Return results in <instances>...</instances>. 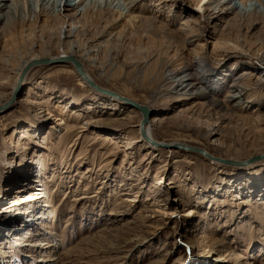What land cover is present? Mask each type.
Returning a JSON list of instances; mask_svg holds the SVG:
<instances>
[{"label":"rangeland","instance_id":"rangeland-1","mask_svg":"<svg viewBox=\"0 0 264 264\" xmlns=\"http://www.w3.org/2000/svg\"><path fill=\"white\" fill-rule=\"evenodd\" d=\"M197 1L126 0L128 6L132 4V16H156L166 29L159 37L145 39L137 27L126 42L133 44L127 49L149 42L151 46H176L170 36L179 34L185 22L193 25L191 13L198 14L194 29L184 32L189 57L198 52L196 59L202 63L195 70L201 81L196 88L205 96L216 87L219 92L214 98L225 103L228 92L246 85L239 104L243 111L224 113L215 106L196 109L194 96H181L177 101L171 94L174 87L165 79L171 75L169 66L180 71L185 63L171 53L151 56L144 61L147 64L106 59V77L88 70L99 84L97 88L90 85L95 92L77 85L72 63L42 58L52 62L33 66L14 103L0 112V220H9L3 225L0 222V228L4 226L0 264H213L206 255L218 249L217 241L229 251L227 264H264V164L258 162L254 168L213 166L191 151L165 146L154 150L137 138L139 112L132 111L130 103L115 97L114 102H103L108 95L101 91L108 89L149 106L154 118L152 132L158 141L187 142L216 157L240 162L264 155V80L253 83L263 73L264 66L256 57L264 53V34L256 28L222 29V21L210 12L199 14ZM214 1L208 3L214 7ZM12 3L9 19L0 23L10 22L5 37L0 38V57L10 64L0 72L2 101L15 83L13 68L30 55L28 45L44 42L37 38L43 30L42 17L34 29L35 37L28 31L31 0ZM233 5H239L238 0ZM45 13H52L50 7ZM123 16L111 28L114 33L127 25ZM100 24L97 19L89 20L88 29L94 34L104 25ZM85 36L80 34L79 40L90 37ZM49 50L51 55L56 52ZM115 70L120 74L111 73ZM210 75L218 76L217 85L208 82ZM60 116L64 125L53 122ZM117 123L127 125L102 126ZM26 137L30 139L27 153L21 155L17 142ZM20 156L23 169L2 161L19 160ZM43 157L48 165L41 170L35 161ZM29 179L49 192L52 189V206L44 207L49 220H40V228L13 241L5 236L21 229L26 221L7 212L8 199L20 198L19 191L31 183ZM29 208L34 215L45 212ZM46 229L52 233L44 234ZM42 240L52 244L47 251H54L55 262H38L43 254L35 243Z\"/></svg>","mask_w":264,"mask_h":264},{"label":"bare ground","instance_id":"bare-ground-1","mask_svg":"<svg viewBox=\"0 0 264 264\" xmlns=\"http://www.w3.org/2000/svg\"><path fill=\"white\" fill-rule=\"evenodd\" d=\"M13 0H0V23L4 18H7V15L13 11ZM75 0H31V5L28 9V13L30 14L29 23V34L34 36V29L36 27V24H38V21L41 20V17L43 18L42 21V28L38 35V40L44 41L42 44L39 43V46L37 44H29L30 49V55L26 59H23L18 65L17 68H13L15 75V83L14 86L11 88L9 94H6L4 97V101L0 99V112L4 109H6L8 106H11L15 99L17 98L21 86L25 84L26 77L28 76L29 71L31 68L35 65L41 64V63H48L56 61L59 62L60 59L61 62H69L73 64L72 72L74 73V77L77 80V85L80 87L87 88L91 90L90 85L94 88H97L99 86L98 82L96 81L95 77H93L89 73V69H92V71H96L99 73V75L106 77L108 75V72L106 71L105 66V60L108 59L109 61H118L120 59L125 60H131V61H138L143 62L146 61L148 58L160 57L161 54L164 53H171L172 56L183 59V65L182 69H185V73L183 75L180 74L179 69L173 70L170 66L168 67V73H171L170 78H166L165 81L168 83V85H171L174 87L173 91L171 92L172 96L176 98L177 101H179L181 96H194L192 100L195 98V106L196 109H202L206 106H215L219 110L224 111V113H228L231 110V113H237L243 111L241 109V102L244 97V94L241 92V89H243L246 85L239 86L240 88L237 91H230L228 92L226 96V101L218 102L215 97L216 94H218L219 90L216 89V87H212L208 89L207 94L203 96L204 93L199 89V87L196 88V85L198 83L200 84L199 78H196L197 73L195 70L198 68L200 63L197 61V53L195 52L194 57H189L188 52L186 51V38L184 37V32L186 29H194V24L199 21L200 16L196 13H191V15L194 16V24L191 25L188 22H185L182 24V27L179 30V34L170 36L173 40L176 41V46H167L165 47L162 43L154 44L151 46V42L145 43V45H139L135 44L134 49H127V45L132 43H126L128 39H130L134 33L133 30H135L137 27H140V32L143 34L144 38L146 39L149 35H152L154 38L159 37L160 34H165V27L164 25H161V22L156 18V16H149V17H141V16H132L130 13V8L132 6L131 2L128 6V3L126 4L124 0H96L93 2H89V0H78L74 3ZM87 1V2H86ZM92 1V0H91ZM209 0H198L197 1V8L199 14H203L204 16L208 15V12H210V15H213L214 19L219 21H222V29H246L249 31L250 29L256 28L260 33L264 34V0H238L239 5H233V3L236 0H215V6H212V3H208ZM86 2V3H85ZM247 2H254L253 4L246 5ZM10 3V4H8ZM42 8H40V5H42ZM25 4V3H24ZM50 7L52 13H45L46 9ZM79 7H81L79 9ZM24 10H26V5H24ZM116 8L117 11L115 10ZM41 9H45V11H42ZM126 10L125 14H123V11ZM197 12V13H198ZM124 15V16H123ZM126 19L127 25L123 28L122 32L114 33L111 31L112 27L115 25V22L118 21L119 18ZM99 20V22H102V27H99L100 30H98L96 33L92 34L90 32V26L88 27V21L89 20ZM24 19L22 20V22ZM39 21V22H41ZM10 23V22H9ZM4 23L3 25H0V38L5 37L6 31L9 29V24ZM98 23V21H97ZM189 25L191 27H189ZM32 28V29H30ZM96 27H94L95 29ZM44 31V32H43ZM80 34H85L86 36H90L85 42H82L79 40ZM85 36V37H86ZM84 40V39H82ZM47 41V42H46ZM143 41V40H142ZM149 41V40H148ZM133 45V44H132ZM235 45L238 46L239 43L235 42ZM50 48H53L56 50L54 54H48L50 52ZM126 50H125V49ZM163 50H166L165 52H161ZM69 57V58H67ZM42 58H50L43 60ZM65 58V59H63ZM72 59L68 60V59ZM40 59V60H39ZM256 60H259V63H261L262 67L264 66V53L261 52L257 57ZM75 62L80 66L81 71L79 72L77 70V66L75 65ZM8 60L6 58L0 57V72L2 67H10V64H8ZM8 64V65H5ZM202 64V63H201ZM181 65V66H182ZM78 66V67H79ZM12 67V66H11ZM254 69V66L250 68ZM8 70L6 69L5 72ZM260 71V70H259ZM119 73V71L115 70L111 73ZM120 74V73H119ZM118 74V76H119ZM244 74V73H243ZM208 82L212 83V85L218 84V76L210 75L208 77ZM237 79H235L232 83L234 84ZM264 80V68L263 73L260 72L257 74V77L254 79V85L259 84ZM231 84L230 86H233ZM237 84V83H236ZM201 87V86H200ZM218 88V87H217ZM102 90V89H101ZM92 92H95L94 90H91ZM199 91V92H198ZM103 94L108 95L106 97L107 99H103V102L111 103L116 101L113 97L116 99H120L122 101H125L127 103H134L136 105L143 106L147 108L148 110V116H147V123L142 130V119L143 115L142 113L136 109L134 106L129 107L132 111L135 113L139 112V115L137 117V132H138V139L140 142H142L145 146L149 145V148H152L154 150H160L161 146L170 147L171 148H179L184 151H191L196 154H200L204 156L206 159L209 160V162L213 166H217L218 163L229 165L237 168H245V167H252L258 163L262 162L261 164H264V155L255 156L248 158L244 161H236V160H229V159H223L220 157H216L212 154H209L206 150H201L202 148L189 144L187 142L183 141H158L152 132V124L154 123V118L151 116L152 110L149 106L145 104H140L135 102L130 97L123 98L122 95H120L117 92L103 89ZM3 93L0 92V96H2ZM184 100H186L184 98ZM187 100H191L187 99ZM194 102V101H193ZM230 103H233V105L230 107ZM217 105V106H216ZM90 106L87 105L86 108H89ZM180 113L184 114L185 112L180 111ZM188 113V110H187ZM191 117L194 115V113L189 114ZM233 115V114H232ZM240 115V114H239ZM52 115H49V118H51ZM54 117V116H53ZM245 119V118H243ZM53 122L57 123L58 125H64L63 117L60 116L56 119V117L53 119ZM89 123H86V125ZM92 124V123H91ZM97 124V123H96ZM101 125V124H100ZM127 125L126 123H117V124H102V126L108 127L112 126L114 128ZM96 127V126H95ZM98 128H102L101 126H98ZM93 132V131H92ZM116 135V134H115ZM116 138V137H113ZM30 142V139L28 137L23 139L22 141L17 142L18 148L17 153L25 154L26 149H28V145ZM128 142V141H127ZM131 142V141H130ZM130 145V144H129ZM204 149V148H203ZM199 151L205 152V154L209 155V157L201 154ZM32 152V151H31ZM207 152V153H206ZM22 156H20L19 160L17 159H2V161L6 165H11V167L15 169H23L22 165ZM34 159V158H33ZM32 161H35L33 160ZM39 159V158H38ZM36 164H38L39 168L41 170H44L47 168V161L45 157L40 158L39 160L35 161ZM259 169V168H258ZM254 170V169H253ZM29 182L24 184L22 187V190L19 191L20 198H13L8 199V205L10 210H7L8 213L14 212V216L16 215V218L18 217L19 220L24 219L26 222L22 224L21 229H16L11 233V235L5 236V238H11L13 241H17V239H20V237H24L25 234L31 235L30 232H33L36 230L41 223L40 222H46L49 220L45 215L47 211L44 209V207L51 208V202L49 198V193L53 195L52 189L49 192L44 185H39L37 182H35V179L31 180L29 179ZM38 186L41 188L38 189ZM30 205L35 208H37L39 211H45L44 213H41L40 215H34L31 212ZM47 218V219H46ZM41 220V221H40ZM18 221V220H17ZM16 221V222H17ZM40 221V222H39ZM2 222V225L4 223H9V220H6L5 218H2L0 220ZM20 224V222H19ZM4 227V226H3ZM3 227L0 228V232H4ZM41 227V226H40ZM39 227V228H40ZM19 231V233H18ZM44 234H51L50 229H46L43 231ZM43 234V235H44ZM42 235V233H41ZM218 242V249L210 250L209 253L206 255V258L211 257L213 259V264H227L228 263V256L229 251L226 250V246L222 241ZM37 246H39V249H42L41 253L43 256L40 257L38 260L39 263H51L56 261V256L54 254V251L51 249L49 252L47 251L52 247V244L49 241L42 240L41 242L36 241ZM47 254V257L44 256ZM251 264V262L247 263Z\"/></svg>","mask_w":264,"mask_h":264},{"label":"water","instance_id":"water-1","mask_svg":"<svg viewBox=\"0 0 264 264\" xmlns=\"http://www.w3.org/2000/svg\"><path fill=\"white\" fill-rule=\"evenodd\" d=\"M68 60H71L72 61V59L70 58V59H68ZM75 65L77 66V70L80 72L81 71V69H80V66L75 62ZM79 66V67H78ZM130 104L132 105V106H134L136 109H138L141 113H142V115H143V119H142V125H141V128H142V130H144V128H145V126H146V123H147V116H148V110H147V108H145V107H143V106H140V105H136V104H134V103H131L130 102ZM201 154H203V155H205V156H207V157H209V155H207V154H205V152H203V151H199Z\"/></svg>","mask_w":264,"mask_h":264}]
</instances>
